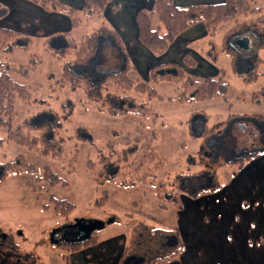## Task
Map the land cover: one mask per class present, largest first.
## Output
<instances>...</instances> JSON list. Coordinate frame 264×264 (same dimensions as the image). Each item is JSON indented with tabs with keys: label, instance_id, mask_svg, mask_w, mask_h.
Segmentation results:
<instances>
[{
	"label": "rangeland",
	"instance_id": "rangeland-1",
	"mask_svg": "<svg viewBox=\"0 0 264 264\" xmlns=\"http://www.w3.org/2000/svg\"><path fill=\"white\" fill-rule=\"evenodd\" d=\"M58 1L66 8L76 9L73 15L76 24L72 26L70 20V27L65 31L64 25L57 28L61 23L51 18L53 13L67 16L60 9L55 12L38 5L26 8L18 0H0L10 10L9 15L0 20V28L12 29L30 38L29 41L23 38L21 45L17 44L20 37L0 38V60L13 68L29 70L28 75L11 73L12 78L27 86L31 94L30 100H16L18 116L14 125L46 109L45 103L61 115L63 104L70 105V101L76 104L74 114L64 122L60 131L63 139L59 135L53 139L48 133V146L39 144L31 149L6 143L0 147V163L23 155L40 169L50 167L67 183V186L51 187L45 181H36L42 175H24L9 176L0 184V233L12 235L18 256H30V264H118L124 248L130 244L134 227L144 225L147 230L176 232L183 250L186 245L185 264H264V227L250 221L255 217L251 216L252 213H257L260 220L264 208L258 204V208L252 209L249 203V208L240 212L232 192L236 184L240 190L250 188L248 179H245L248 174L236 178L235 175L242 172L236 161L252 158L264 149V94H261L264 91V30H256L254 24L235 28L236 22H227L220 24L212 36L208 30L206 36L193 42H190V35L179 38L175 60L185 49L183 55L197 62L192 68L183 66L186 78L195 81L223 78L228 84L225 97L179 103L177 99L184 91V85L167 81L155 83L151 72L156 76L159 70L152 69L148 73L146 68L151 58L131 47L134 12L150 0H117L120 7L115 15L109 16L112 13L109 10V14L90 19L78 8L80 0ZM251 3L253 8L264 7V0H252ZM258 19L262 20L257 26L264 29V12L242 16L237 22L241 25ZM154 21L164 33V26L156 18ZM103 26L118 35L117 27L123 28L127 39L119 37L131 47L127 52L132 55L133 70L129 77L148 82L164 98L159 100L133 94L146 109L142 116L112 118L100 112L84 111L79 103L82 91H64L49 96V74L61 73L64 63L74 60V54L59 60L53 51L56 47H64L66 42L63 39L48 41L49 36L52 38L56 32L68 33L80 44ZM229 32L233 36L228 39ZM246 32L255 35L257 43H254V52L242 58L230 47L229 41ZM107 40L112 41V38L108 36ZM104 54L103 73L106 75L117 70L120 62L112 46L107 47ZM162 69L167 71L168 68ZM76 71L83 74L85 69ZM192 93L193 90L188 91L187 96ZM55 121V115L45 114L36 118L32 125L39 128L47 124L49 128ZM7 135L8 130L0 127V139ZM111 147L121 153L118 160L113 161L120 167L119 176L122 174L123 181L124 178L132 180L137 187L121 188L118 184L122 180L120 177L115 183L98 184V174L103 167L101 162L109 159ZM190 156L194 160L189 161ZM262 160L253 159L251 162L262 165ZM90 162L94 163L91 167ZM248 165L245 163V167ZM201 172L203 174L199 175ZM179 175H187L179 183L182 190L179 205L166 210L159 208L160 202L153 195L163 192V188L171 191L170 184ZM105 193L107 201L102 205ZM198 193L201 196L196 200ZM51 197L69 201L75 210L68 218L57 216L51 206L44 208L50 204ZM238 212L239 218L233 221ZM78 221L103 224L96 235L97 244L74 252L64 244L52 245L54 231L72 227ZM257 235H261V240H257ZM177 263L181 264L180 260Z\"/></svg>",
	"mask_w": 264,
	"mask_h": 264
},
{
	"label": "trees",
	"instance_id": "trees-1",
	"mask_svg": "<svg viewBox=\"0 0 264 264\" xmlns=\"http://www.w3.org/2000/svg\"><path fill=\"white\" fill-rule=\"evenodd\" d=\"M28 1L47 10L58 11V9H60L63 14H66L67 17L70 18L72 26H75L76 23L75 20H73L75 8H66L63 4H60L58 0ZM113 1L114 0H82L83 6L81 11L86 18L90 19L104 14L107 7L110 6ZM251 2L252 0H224L222 2L206 5L177 6L173 0H154L151 10L142 8L136 14L135 20L138 27V40L151 53L162 56L181 34L198 24L204 25L206 32L208 30L211 32V36L220 24L227 22H236L237 25L235 28H247L248 25L254 24L253 28L262 31L264 29L257 26V23L262 19L250 23L245 22L241 25L237 22L242 16L264 12L263 6L253 8ZM8 15V7L0 3V20L5 19ZM155 18L164 26V33L161 32V26H156L154 21ZM230 32L227 36L228 39L233 36ZM245 34L252 37L254 43H257L255 35L249 32ZM15 36L20 37L17 43L18 45H21V41H24L23 38H26L27 41L30 39L23 33H15L12 29L0 28V38L6 40L8 37L13 38ZM108 36L112 38V41L107 40ZM55 39H63L66 42L64 47H56L54 49L53 52L56 57L59 60H65L66 57L74 54V60L65 62L61 73L49 74V96L64 91L72 93L82 91L79 103L84 111L92 110L107 114L112 118L126 115L142 116L145 114L146 109L144 105L141 104L134 95L142 94L147 95L149 98L157 97L159 100L164 99L157 94L155 89L151 88L148 82L135 81L129 77V73L133 70V65H131V60L124 43L120 40L121 38L115 31L103 26L97 32L87 36L80 44L68 33L57 34L52 38L49 37L48 41H53ZM105 39L106 41H103ZM109 46H112L117 52V60L120 62V65L117 70L109 71L105 75L103 73V69L106 65L104 50ZM23 47H25V45H23ZM33 61L34 59H32V62ZM196 65L195 59H188L187 56H184L180 66L175 64L156 66L153 68V71L159 70V74L156 76L155 72H151V74L155 83L167 81L173 85H184V91L177 99L179 103H184L186 101L200 102L212 100L217 96L225 97L228 84L223 78H206L200 81H195L189 77L186 78L183 66L192 68ZM165 66L168 68L167 71L162 69ZM79 68L85 69L83 74L76 71V69ZM12 72L28 75L29 70L23 67L18 69L13 68L8 62L0 60V127H4L8 130L7 137L5 139H0V147L6 143H16L31 149L36 148L39 144L48 146V133L52 135L53 139H56L58 135L63 139L60 135V131L63 128L64 122L69 121L74 114L73 112L76 104L72 101H70V105L66 103L63 104L61 106V115L45 103L46 109L44 108L41 112L25 118L20 124L15 126L14 123L18 116L16 100H30L31 94L27 86L16 82L12 78ZM192 90V96L188 97V91L190 92ZM261 94H264V91H262ZM173 101H175V99ZM41 103L44 104L43 102ZM45 114L55 115V123L49 126V128H47V124L39 128H34L32 122ZM35 133L38 135H35ZM76 136L80 138L78 133H76ZM152 152L153 155H155V150ZM120 154L121 153L114 147H111L109 159L105 158L107 161H102L100 159L103 167L98 174L97 182L99 185L102 186L105 182L115 183L117 177L122 176V174L119 176L120 167L116 165V162H113L118 160ZM99 158H101V156ZM110 158L115 159L111 160ZM190 160H194V157L190 156L189 161ZM93 164L94 163L90 162L89 166L91 167ZM201 174H203V172L199 175ZM24 175L35 177L42 175V178L37 177L36 181H45L51 187L57 185L67 186V183L52 172L50 167L46 166L40 169L35 164L28 162L23 155L16 156L14 159L0 163V184L9 176ZM186 177L187 175H179L170 184L171 191H166L165 188H163V192L153 195V197L160 202L159 208L166 210L169 207H177L179 205V195L182 192L179 183ZM124 179L125 181L122 179L118 182L121 188L128 190L130 187H137L132 180L127 181L126 178ZM160 187L161 185L159 188ZM199 196H201V194L198 193L197 197ZM106 201L107 195L105 193L101 201L102 205L105 204ZM50 206L57 216L65 218H68L75 210L74 204L67 200L54 197H51L50 204L44 208L48 209ZM145 229L144 225L134 227L130 238V244L124 248L118 264H169L183 251V246L179 237L176 236V232L146 229V233H143ZM98 232L100 231L95 232L92 237L84 243L76 244L71 242L64 246L68 247L70 252H74L78 249L81 250L87 246L90 247L91 245H95L98 243V237L96 236ZM16 247L17 246H15V248Z\"/></svg>",
	"mask_w": 264,
	"mask_h": 264
},
{
	"label": "crops",
	"instance_id": "crops-1",
	"mask_svg": "<svg viewBox=\"0 0 264 264\" xmlns=\"http://www.w3.org/2000/svg\"><path fill=\"white\" fill-rule=\"evenodd\" d=\"M18 1H19L20 5H22L23 7H26V8H35L33 6H37L28 0H18ZM222 1H224V0H211V2H209V3H201L197 0L193 1V2L184 1V0H173V2L177 6L206 5V4H213V3H218V2H222ZM153 2H154V0H150L146 5L140 6L134 12L133 22H132V37H131L132 41L131 42L133 44L131 47H133V49H136L137 52H140V54L148 55L151 58V60H150L151 62H149V64L146 67L148 69V73L156 66H161V65L164 66V65H172V64L174 65V64H181L182 63V60H183L182 55L186 54L185 49L181 52L180 57L177 60H175V46H177V44H180L179 40L181 38H186L188 35H190V36H192L190 42H193V41L197 40L199 37L206 36V30L204 28V25L198 24V25L190 28L189 30H187L183 34H181L162 56H158V57L153 56V53H151L149 50H147L138 40V27H137L136 20H135L137 12L142 8H145L147 10H151L152 6H153ZM82 6H83V2H82V0H80L78 8L80 10H82ZM119 7H120V4L117 2V0H114L113 3L107 7L105 13H108L110 10V12H112V13L109 16L115 15L116 11ZM53 14L54 15L51 16V18H53V20L56 21L57 23H61V24L57 25V28H60L64 25L65 26L64 31L68 30L70 27V24H71L70 18L65 16V15H62L60 13H53ZM108 14H107V16H108ZM117 29L119 30L118 31L120 33L119 35L121 37L127 39L126 35L125 36L123 35V33H124L123 28L117 27ZM55 31H57V30H55ZM58 33H61V32H56L54 34H58ZM49 37H51V35ZM186 41H188V40H186ZM187 43H189V42H187ZM124 45H125L126 50L131 49V47H129L128 44H124ZM127 45H128V47H127ZM254 46H255V44H254ZM252 52H254V51H252ZM239 54H240V56H243L242 58L247 56V54H244V53H239ZM131 56H132L131 53H129V57H131ZM184 56L185 55H183V57ZM196 64H197V62H196ZM259 154H261V155H259ZM259 154H258L259 156L256 155V156H254L252 158H248V159L241 158V159L236 161L237 163H239V166L242 169L241 170L242 172L239 176H237V174L235 175L236 178H240V176H242L243 174H248L245 176V179H248V185L250 187V188L244 189V190H240V188L238 186H236L237 184L234 185V187H233L234 189L232 190V192L236 196V199H237L236 205H237V208L240 212H245V210H247V207L249 208V205H250L249 203H251L252 209L258 208V204L262 205V208H264V175H263L264 171L262 170V166H264V149L261 150ZM253 159L256 161L263 159L262 165H255L256 161L254 163L251 162V161H253ZM245 163H249L248 167H245ZM257 169L259 171H261L260 174L257 173L258 172ZM260 175H263V176H260ZM238 191L240 192L239 194H238ZM199 198L200 197H197L196 200H198ZM195 204H196V206H199L198 202H195ZM171 208H173V207H171ZM240 212H238L233 217V221H235V218L237 221V219L239 218L238 215ZM251 216H255V217L250 218V221H252V223H259L258 224L259 227H264V213H263L260 220L257 217L258 216L257 213L256 214L252 213ZM257 237H258L257 240H261V238H260L261 235H257ZM249 242L250 243H248V244L252 246L253 245L252 242L251 241H249ZM185 250H186V245H184V250L178 255V257L173 262H171L169 264H179V263H177V260H180L181 264H185V261H186L185 260L186 259ZM85 259L87 261V260H89V257L85 258Z\"/></svg>",
	"mask_w": 264,
	"mask_h": 264
},
{
	"label": "water",
	"instance_id": "water-1",
	"mask_svg": "<svg viewBox=\"0 0 264 264\" xmlns=\"http://www.w3.org/2000/svg\"><path fill=\"white\" fill-rule=\"evenodd\" d=\"M230 47L239 53L248 54L253 50L254 39L247 34L236 35L229 41ZM77 231L74 234V243L81 244L88 241L92 235L101 231L103 224L100 222H83L78 221L73 226ZM59 230L54 231L51 234V243L58 245L59 236L57 235Z\"/></svg>",
	"mask_w": 264,
	"mask_h": 264
},
{
	"label": "flooded vegetation",
	"instance_id": "flooded-vegetation-1",
	"mask_svg": "<svg viewBox=\"0 0 264 264\" xmlns=\"http://www.w3.org/2000/svg\"><path fill=\"white\" fill-rule=\"evenodd\" d=\"M75 225V224H74ZM72 227H67L59 230L57 234L60 241L58 240V245H66L68 243H74V234L76 229ZM16 243L12 235H5L0 233V264H30V256L22 255L18 256V251L15 248Z\"/></svg>",
	"mask_w": 264,
	"mask_h": 264
}]
</instances>
